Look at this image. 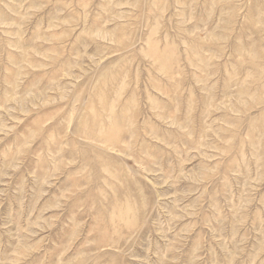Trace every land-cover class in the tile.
<instances>
[{
  "label": "rangeland",
  "instance_id": "obj_1",
  "mask_svg": "<svg viewBox=\"0 0 264 264\" xmlns=\"http://www.w3.org/2000/svg\"><path fill=\"white\" fill-rule=\"evenodd\" d=\"M0 264H264V0H0Z\"/></svg>",
  "mask_w": 264,
  "mask_h": 264
}]
</instances>
